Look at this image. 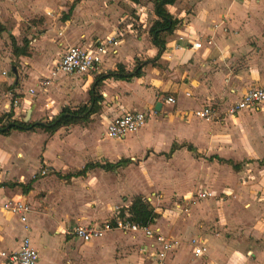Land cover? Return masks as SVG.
<instances>
[{
	"label": "crops",
	"instance_id": "0c3cea01",
	"mask_svg": "<svg viewBox=\"0 0 264 264\" xmlns=\"http://www.w3.org/2000/svg\"><path fill=\"white\" fill-rule=\"evenodd\" d=\"M129 4L133 9L139 7V3L129 2ZM165 9H171L167 11L179 20V24L172 34L166 37L164 51L155 61L157 51L150 44L147 34L150 26L147 19L150 22L154 19L152 5L149 3V16L147 13L136 12V27L132 26L131 22H125L126 20L123 22L124 16L117 23L106 21V26L98 28V38L94 43L109 37H113L114 43L106 48V54L102 58L97 74L58 73L50 84V90L49 87L46 88L44 92L46 97H42L50 100L49 95L52 94L55 100L61 99L68 91V99H72L78 93L80 95L83 93L84 100L81 103L83 105L88 101V91L97 75L115 71L117 65H121L125 72H130L135 60L151 61V64L142 68V75L138 78L128 82L112 79L101 81L94 90L99 97L95 104V112L89 116L86 123L76 124H88L93 116H97L103 120L106 127L108 121L124 112H148L150 116L143 127L120 140L106 138L104 127L103 138L116 142L114 144L93 142L92 138L84 144L79 143L80 139L89 136L78 132L76 125L68 126L69 132L65 137L60 135L62 128L52 134L40 130L19 132L44 134L40 144L41 147L44 142L43 147L42 149L39 147L35 159V165L38 164L49 172L48 179L45 178L47 183L42 187L53 188L52 179L65 182L84 180L94 169L99 170L103 175L115 173L120 169L127 170L131 166L129 159L137 162L136 165L133 164L134 169L127 170L125 174V177L128 173L135 176V183L138 186L135 192L117 188L125 177L115 178L109 182L103 179L99 185L100 204L97 209L84 215H70L67 210L54 209L52 217L51 205L48 201L45 198L42 200L33 198L35 192L42 189L39 190L34 176L29 177L31 166L20 168L11 161L9 153L1 148L0 184L5 185L6 182L13 181L12 179L15 181L9 187H0L1 202L9 198H20L28 205L30 202L32 206H29L31 209L26 216L25 225L19 222L17 216L0 212V246L5 251L0 249V253L17 251L23 237L28 238L30 245L36 251V264H55L54 251L59 243L79 241L86 244L93 241V244L99 247V252L108 251L111 247V242L108 240L110 233L119 231L105 232L97 238L82 242L69 234L70 228L110 221L118 215L119 210L129 206L133 197L140 196L147 203H152V200L158 197L157 191L160 190L166 196L173 188L181 193L174 195L176 200L173 195V198L169 199L171 202L174 200L172 211L175 214L171 213L173 217H169L165 223L156 219L153 225L163 236L177 240L178 245L174 250L167 252L164 258L158 260L155 257L156 248L149 238L141 233L130 234L139 235L147 242L140 247L143 255L147 254L154 263L160 262V264L210 262L264 264V108L243 110L235 116H228L226 112L227 108L249 88L264 87V0L247 4L242 0H175L173 5L166 6ZM63 22L74 31L82 29L73 15L69 20L66 17ZM2 25L4 24L0 16V39L4 33ZM47 34L48 32H45L42 36ZM65 39L61 41L62 46L74 45L71 39ZM191 43H199L200 48L191 49ZM86 44L80 46L87 47L92 43ZM56 46L48 43L39 48L38 43L36 50L32 49V51H39L36 52L39 58L31 59L29 52L25 57H17L28 66L26 78L19 76L17 68L8 69L7 77H1L2 81L6 82V86L12 88L20 97L19 106L12 110L11 120L20 121L21 114L24 116L23 122L29 117L33 122L44 121L41 119L43 116L50 120L60 111L61 108L57 107L51 116H46L52 105L47 103L48 109H45L44 101L39 102L37 98L35 103L26 93L27 89L35 86L38 78L45 77L51 69H48L49 60L52 53L58 50ZM57 61L51 62L52 68ZM10 77H15V80ZM19 85L21 89H18ZM12 90L8 91L12 93ZM166 97H171L174 104L165 103ZM157 104L159 107L155 109ZM205 105L214 106L216 110L214 119L220 118V121L214 122V119L213 122L198 121L191 116L193 110ZM13 132L17 131H11L7 136ZM72 137H75V140H72ZM54 143L60 149L54 155L48 156ZM97 151L104 159H113L118 155L131 157L122 160L128 161L125 165H118L111 170L94 167L86 171L83 176H73L86 164L104 166L120 161L95 162L92 155L95 156ZM14 157L21 159L23 154L17 150ZM198 158L200 163L196 161ZM80 161L84 163L78 166ZM241 163L245 164L244 168ZM198 164H200L201 188L194 192L183 193L185 187L178 188L175 186L177 184L169 181L170 172L177 169L184 171L183 166L191 168L190 166ZM38 172L36 174L39 178L45 177L39 176ZM18 179L25 181L19 182ZM243 179H246L245 183H242ZM16 184L22 186L29 184L30 188L26 193H22L21 187L14 186ZM150 185L153 192L147 191ZM15 187L19 188V193L12 190ZM197 192L211 194V197L200 200L203 206H212V202L216 205L214 210L219 216V222L215 224L216 229L211 235L203 230L199 231L198 228L197 219L200 216L196 214L195 207L199 205L194 206L197 200L193 197ZM126 193L131 198L128 205L119 206L118 196ZM192 200H195L194 203L191 202ZM45 203L48 206H44ZM110 204L118 207L113 210ZM185 204L188 205V209L185 208ZM176 205L179 209H176ZM152 209L156 214L158 213L154 208ZM30 213L35 218L33 223H29ZM178 214L182 216L176 218ZM162 216L164 215L161 213L160 217ZM83 219L87 220L82 222ZM12 221L16 228L11 224ZM19 225L22 227L20 228ZM16 234L20 235L19 239L15 238ZM191 239H195L197 244L205 249L204 256L195 257L192 254V247L189 245ZM36 242H39V246L35 245ZM0 264L13 263L0 257Z\"/></svg>",
	"mask_w": 264,
	"mask_h": 264
},
{
	"label": "rangeland",
	"instance_id": "374dc122",
	"mask_svg": "<svg viewBox=\"0 0 264 264\" xmlns=\"http://www.w3.org/2000/svg\"><path fill=\"white\" fill-rule=\"evenodd\" d=\"M149 3H150L149 0H141L138 4L139 7H134L133 9V7H131V5L129 4V2H127V0H0V16L2 17L4 24L2 25V28L4 29V33H2V39H0V73L3 71L7 72L8 69L10 70L17 68L19 72L18 74L21 78H26L28 76L26 69V67H28L27 64L23 63V61H21L22 59H19L11 55L12 43L15 44V46H17L18 48H22L24 47V45L22 44L23 41H27L28 44H26L27 46L26 51L27 53L28 52L30 53L29 55L33 60L40 57L36 53L39 51L36 52L32 51V49L36 50V48L38 47V43H39V48L41 45L43 44L46 45L48 43H51L52 46L53 45L56 46L58 43L61 44L62 43L61 41L62 40L64 41L66 40L65 38H67L68 40L71 39L74 42L73 43L74 45H80L84 43L94 44V41L98 38L97 37V34L99 32L98 28H101L102 26L103 27L106 26L105 24L106 21L107 22L112 21L114 23H117L121 21V19H123L122 17L125 16L123 22L126 20L125 22L127 21L131 22L132 26L136 27L137 24L135 21L136 12L138 14L147 13L148 14L147 16H149L148 13ZM71 5L73 6V9L71 12L67 13L68 8ZM167 10L171 11V9H167ZM72 15L77 20V22L80 23L79 25L82 28L81 30L74 31L70 26L65 25L66 23L63 22L64 16L68 17L69 20V18H71ZM147 21L149 24L150 20L147 19ZM45 32H48V34L43 37L42 35H44ZM34 40L36 41L34 42ZM64 48L65 47L62 46V44L56 46V49L58 50H55V52L52 53L51 59L49 60L50 65H48L49 66L48 69L50 68L52 69L53 64H51V62L55 60L57 61L59 59L58 55L62 52ZM50 70L48 73H46L45 77H40L37 80H41L42 78L49 77ZM56 76L54 77V79L56 78ZM10 78L15 80V77H10ZM67 81L68 80H65V82ZM37 86H38V82H36L35 86L32 87L34 88V90H36V95L32 97L33 100L31 101H35L36 103V99L38 98L39 102L44 101L43 106L47 105V103L48 104L50 103L52 106L49 107L48 109L49 112L46 113V116H51V113L55 112L57 107L59 108H62V106L79 107L84 100L83 93L82 95L78 93V95H76L75 98L68 99L69 96L68 91L64 93V97L61 99L55 100V97L52 96L51 94L49 95L50 100H46L45 98L46 93L37 91L36 89ZM48 87L47 88L50 90V85ZM19 88L21 89L20 85L18 86V89ZM9 89L12 90V88L6 86V82L2 81L0 76V94L2 93L4 94L5 92H10L8 91ZM10 94L15 95L18 98V102L20 104V100H19L20 97L18 96V94L14 93L13 90L12 93ZM43 96H45L44 97L45 99L44 98L42 99ZM23 117H24L23 114H21L19 116V119L22 121ZM41 119L44 121L47 120L44 116L41 117ZM5 121L6 119L3 120V123ZM198 121H204V120H198ZM213 121L218 122L220 121V118L214 119ZM25 122L27 123L33 122V119L29 117ZM104 127L105 125L103 123V120L97 116H93L88 124L76 125L75 128L79 130L78 132H80L81 134L82 133L85 134V136L86 135L89 136L80 139L78 142L84 144L86 141L89 140V138L90 139L92 138L93 142H97L101 144L108 142L113 144L116 143L114 141L103 138ZM62 129L63 130L61 131L60 135L65 137L69 132V127L67 128L65 127ZM43 136L44 134L41 132L30 133V134L13 132L7 137L0 138V149L1 148L5 149L9 153L11 161L17 164L20 168H24L27 165L31 166V171H30L31 173L29 174V177L31 178L32 176H34L39 186V190L42 189L41 191H36L33 198L36 200H40V199L42 200L45 198L48 201V204L51 205L52 217L54 216L53 214L54 209L67 210L68 214L70 215H74V214L84 215L86 213L88 214L89 212L94 211L95 209L98 208V205L100 204L98 201L99 200L98 198H100V187H99V185L101 184L100 181H102L103 179H107L109 182V180L113 181L115 178H120V177L123 178L125 177L126 171L130 169H134L133 164L136 165L137 163L130 161L128 159L131 157L130 155H118L113 159H108V158L104 159L103 157H101L100 152L97 151L96 152L97 154L95 156L92 155V159H94L95 162H99V163L115 162V161L117 162L118 160H120L118 161L119 165H125L126 162L129 161V164H131V166H129L127 170L120 169L117 170L115 173H107L104 175L101 174L99 170L94 169L92 172H89L91 174H89L84 180L81 181L65 182L59 179H52L53 188L46 189L42 186L47 183V181H45V178L49 177L48 176L49 172L47 171V169L41 167L40 165L38 164L35 165L36 152H38ZM71 139L75 140V137H72ZM43 144L44 142L42 143L40 149H42ZM59 149L60 147H58V145L54 143L53 147L49 150V153L47 151L48 156L54 155L55 152L59 151ZM17 150L22 152L23 158L16 159L14 157L15 151ZM124 158L128 159V161L126 160L122 161L124 160ZM89 159L90 158L88 157L87 160ZM196 161L200 163V158H198ZM83 163H84L83 161H80V163H78V166H81ZM183 167H184V171L177 169L176 171L170 172V175L168 177L169 181H171V183L173 184H177L175 186H178V188L185 187L186 189L184 188L185 190L183 191V193H186L187 191L194 192V190L201 188L202 185L200 182V164L190 166L191 168L187 166H183ZM242 167L244 168L245 164H242ZM169 169L170 168H168V170ZM40 170L45 171V175H44L45 177L39 178L37 176L36 173L38 171L40 172ZM12 180L13 181L6 182L4 187H9V185L14 184L15 181L14 179ZM18 180L19 182H23L24 179H18ZM151 186L152 185L149 186L150 189L149 188L147 189L148 192H153ZM137 187L138 186L135 183V176L132 173H128L125 179L122 181V184L117 186L118 189H125V191L127 192L129 191L135 192V189H137ZM12 190H14V192L17 193L20 192L18 187H15V189ZM175 194L179 195L181 193L180 191L177 190L175 191L172 188L170 190V193L164 196L163 193L159 190L156 192V195L158 197H156L155 200H152L153 204L151 202L148 203L150 204V206H153L152 208H154L156 212L160 213L157 218L158 222L162 220L165 223L166 221L169 220V217H173L171 213H173L172 202L174 200L171 202L169 199L173 198ZM118 198H119L118 200L119 206H124V205L127 206L128 205L127 203L131 199L130 195L127 193L120 194ZM228 198H230V196ZM174 199L176 200L175 196ZM223 199L226 200L225 198ZM49 201H51L52 203L50 204ZM194 201L195 200H192L191 202L194 203ZM196 203L197 204H195L194 206L199 205L195 207L197 211L196 214L200 216L199 219H197V222L199 221L198 223L199 231L203 230L206 234L211 235L212 231L216 229L214 227L217 225L216 224L217 221L219 222L218 220L219 216L217 215L216 210H214V207H216V205L212 202V206H207V205L203 206L200 203V200H197ZM29 204H30L29 206L31 207L32 204L30 202ZM187 204H185L186 209H188ZM118 205L110 204V207L113 210H115L118 207ZM44 206H48V205L45 203ZM161 213L164 216L160 217ZM193 213L195 212L193 211ZM178 215L179 216L176 218L182 216L181 214ZM28 218H29V223L30 222L33 223L35 220L34 216L31 213L28 215ZM84 220L87 219H83L82 222ZM11 224L13 225V221L11 222ZM13 227L16 228V225H13ZM19 227L21 228L22 226L19 225ZM15 238L19 239L20 235L16 234ZM108 240L111 242V247L108 249V251L105 252H99L98 249L99 247L94 245L93 241L86 244L80 243L79 241L77 243L73 241L67 244L59 243L55 247V251H54L56 254L55 264H160V262L154 263V260H151L147 256V254L145 256L140 252V247L146 245L147 242L139 235H130L127 233L124 234L121 232H112L110 233ZM35 245L39 246V242H36ZM0 249L2 250L4 248L0 246ZM2 251L5 252L4 250Z\"/></svg>",
	"mask_w": 264,
	"mask_h": 264
},
{
	"label": "built area",
	"instance_id": "2783aa9c",
	"mask_svg": "<svg viewBox=\"0 0 264 264\" xmlns=\"http://www.w3.org/2000/svg\"><path fill=\"white\" fill-rule=\"evenodd\" d=\"M261 1L263 0H242L243 3H259ZM113 43V37H109L87 47L80 45L65 47L57 63L50 70V76L37 81V91L44 93L46 88L51 84V80L54 79L58 73L63 75L97 74L100 69L102 58L106 54V48L111 47ZM190 48L196 50L200 48V44L191 43ZM111 53H113V50ZM0 76L5 78L7 77V73L3 71L0 73ZM26 93L28 96L33 97L36 95V90H34V88H29L26 90ZM164 102L167 104H174V100L171 97H166ZM18 106V98L13 97L10 92H5L0 98V114H7L10 110H14ZM44 108L48 109V105H45ZM260 108H264V87L249 88L237 101L227 108L226 112L228 116H235L238 112L243 110L251 111ZM149 116L148 112H124L107 122L104 136L108 139L120 140L127 134L133 133L143 127ZM191 116L198 120L212 121L216 117V110L213 105H205L199 109L193 110ZM44 175L45 171L40 170L39 176ZM245 182L246 179H243L242 183ZM193 197L195 200H202L211 197V194L207 192H197ZM175 207L179 209L177 205ZM0 212L17 216L19 222L25 225L26 216L30 212V207L20 198H9L0 203ZM113 230L124 234L141 233L144 237L149 238L156 248L155 257L158 260L164 258L167 252L174 250L178 245L177 240L163 236L154 225L142 227L132 223L126 219V217L119 218L117 216L110 221H105L100 224L74 226L70 228L69 234L82 242H87L101 236L105 232ZM189 245L192 247V254L195 257L204 256L205 249L198 245L195 239H191ZM0 257L13 264H36L37 261L36 251L30 245L27 237H23L20 240L17 251L0 253Z\"/></svg>",
	"mask_w": 264,
	"mask_h": 264
},
{
	"label": "trees",
	"instance_id": "16d2710c",
	"mask_svg": "<svg viewBox=\"0 0 264 264\" xmlns=\"http://www.w3.org/2000/svg\"><path fill=\"white\" fill-rule=\"evenodd\" d=\"M133 4H138L140 0H127ZM152 5V14L154 19L150 22L148 28V37L150 44L156 49L157 59L159 55L164 51V44L166 42V37L176 29L179 24V20L174 18L169 12L165 9L166 6H171L174 4L175 0H149ZM73 6L71 5L68 8V12H71ZM67 15V14H66ZM66 19L64 16L63 20ZM24 47L18 48L15 44H11V53L15 57H25L27 56L26 51V41L22 43ZM151 61H134V67L130 72H125L121 65H117L115 71L107 72L104 75H97L88 91V101L86 104H83L76 108H71L68 106L62 107L60 111L53 116L50 120L38 121V122H23L19 120H11L12 110L7 114H0V136H7L11 131L17 132H34L35 130H40L46 134H52L60 128L68 127L70 125L84 124L88 121L90 115L95 112V104L99 100V97L95 94L96 86L103 81L104 79H112L118 81L128 82L133 78H138L142 75V68L151 64ZM13 97H16L13 95ZM17 98V97H16ZM6 121L3 123V120ZM106 164L99 166L97 164H86L80 171L76 172L73 176L79 177L83 176L86 171L93 169L94 167H100L102 169H113L119 164ZM72 176V177H73ZM67 177V176H66ZM4 186L0 184V187ZM14 186L21 187L22 193H26L30 186H22L16 184ZM119 218H125L131 221L132 223L138 226H148L153 225L158 218L153 209L149 204L144 201L140 196L133 197L130 201V204L127 208H122L119 210L117 215Z\"/></svg>",
	"mask_w": 264,
	"mask_h": 264
},
{
	"label": "water",
	"instance_id": "95a60500",
	"mask_svg": "<svg viewBox=\"0 0 264 264\" xmlns=\"http://www.w3.org/2000/svg\"><path fill=\"white\" fill-rule=\"evenodd\" d=\"M158 107H159V104H157V105L155 106V109H158Z\"/></svg>",
	"mask_w": 264,
	"mask_h": 264
}]
</instances>
